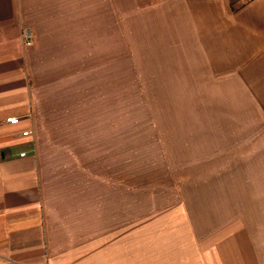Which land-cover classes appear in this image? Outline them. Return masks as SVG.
Segmentation results:
<instances>
[{"label":"crops","instance_id":"1","mask_svg":"<svg viewBox=\"0 0 264 264\" xmlns=\"http://www.w3.org/2000/svg\"><path fill=\"white\" fill-rule=\"evenodd\" d=\"M139 48L255 98L188 185L122 182ZM0 264H264V0H0Z\"/></svg>","mask_w":264,"mask_h":264},{"label":"rangeland","instance_id":"2","mask_svg":"<svg viewBox=\"0 0 264 264\" xmlns=\"http://www.w3.org/2000/svg\"><path fill=\"white\" fill-rule=\"evenodd\" d=\"M243 1L230 0V4L235 8ZM144 53V48L138 49L141 90L123 75L120 84L122 182L188 185L195 156L225 143L237 151L241 121L257 118L255 98L242 95L234 79L231 83L204 81L186 63H153ZM149 119L156 121L164 143L148 139ZM224 158L214 159L216 165ZM190 193L185 190L186 195Z\"/></svg>","mask_w":264,"mask_h":264},{"label":"built area","instance_id":"3","mask_svg":"<svg viewBox=\"0 0 264 264\" xmlns=\"http://www.w3.org/2000/svg\"><path fill=\"white\" fill-rule=\"evenodd\" d=\"M24 37L26 38V41L29 42V34H28L27 31L24 33ZM6 120L9 121V122L14 123V122H17L18 121V117H16V116H8V117H6ZM22 133L23 134H26L27 133V130L22 131ZM23 153L24 152H21V154H23Z\"/></svg>","mask_w":264,"mask_h":264}]
</instances>
